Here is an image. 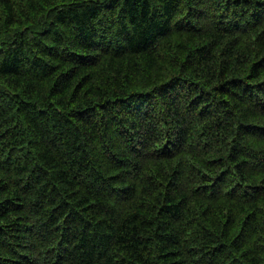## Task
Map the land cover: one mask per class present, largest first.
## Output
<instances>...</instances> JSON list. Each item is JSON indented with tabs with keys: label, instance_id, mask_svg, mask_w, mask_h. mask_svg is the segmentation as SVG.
Here are the masks:
<instances>
[{
	"label": "trees",
	"instance_id": "obj_1",
	"mask_svg": "<svg viewBox=\"0 0 264 264\" xmlns=\"http://www.w3.org/2000/svg\"><path fill=\"white\" fill-rule=\"evenodd\" d=\"M65 1L0 0V264H264V0Z\"/></svg>",
	"mask_w": 264,
	"mask_h": 264
},
{
	"label": "bare ground",
	"instance_id": "obj_2",
	"mask_svg": "<svg viewBox=\"0 0 264 264\" xmlns=\"http://www.w3.org/2000/svg\"><path fill=\"white\" fill-rule=\"evenodd\" d=\"M18 1V0H17ZM63 1H65V0H63ZM176 1V0H175ZM23 2V1H22ZM51 2V1H50ZM55 2V1H54ZM61 2V1H60ZM59 2V3H60ZM66 3H67V1H65ZM114 2V1H113ZM153 2V1H152ZM171 2H173V1H171ZM186 2V1H185ZM253 2V1H252ZM23 3H25V2H23ZM98 3V2H97ZM106 3V2H105ZM179 3V2H178ZM183 3V0H182V2H181V4ZM224 3V2H223ZM254 3V2H253ZM115 4V3H114ZM158 4V3H157ZM208 4V3H207ZM215 4H217V3H215ZM225 4V3H224ZM233 4V3H232ZM239 4V3H238ZM241 4V3H240ZM101 5V4H100ZM109 5V4H108ZM163 5V4H162ZM193 5V4H192ZM49 6H52V5H49ZM179 6H181V5H179ZM186 6V5H185ZM219 6V5H218ZM231 6V5H230ZM122 7V6H121ZM157 7V6H156ZM221 7V6H220ZM223 7V6H222ZM225 7H227V6H225ZM239 7V6H238ZM47 8H48V6H47ZM63 8H65V7H63ZM146 8V7H145ZM177 8V7H176ZM50 9V8H49ZM153 9V8H152ZM194 9V8H193ZM227 9V8H226ZM7 10V9H6ZM56 10V9H55ZM54 10V11H55ZM58 10V9H57ZM106 10V9H105ZM177 10V9H176ZM191 10V9H190ZM223 10H225V8L223 9ZM53 11V10H52ZM66 11V10H65ZM102 11H103V8H102ZM147 11H149V10H147ZM186 11V10H185ZM203 11V10H202ZM241 11V10H240ZM151 12V11H150ZM169 12V11H168ZM191 12V11H190ZM229 12V11H228ZM50 13V12H49ZM102 13V12H101ZM109 13V12H108ZM138 13V12H137ZM167 13V12H166ZM175 13H176V11H175ZM180 13H182L181 11H180ZM234 13V12H233ZM100 14V13H99ZM103 14V13H102ZM116 14H117V12H116ZM140 14V13H139ZM179 14V13H178ZM192 14V13H191ZM229 14V13H228ZM45 16H42V18L43 17H46V14H44ZM123 15V14H122ZM138 15V14H137ZM150 15H151V13H150ZM153 15V14H152ZM160 15V14H159ZM180 15V14H179ZM182 15V14H181ZM188 15V14H187ZM161 16H163V15H161ZM164 16H166V15H164ZM170 16V15H169ZM192 16V15H191ZM106 17V16H105ZM109 17V16H108ZM177 17V16H176ZM214 17V16H213ZM228 17V16H227ZM51 18V17H50ZM138 18V17H137ZM151 18V17H150ZM194 18V17H193ZM200 18V17H199ZM49 19V18H48ZM156 19H158V18H156ZM181 19H182V17H181ZM184 19V18H183ZM230 19V18H229ZM32 20V19H31ZM30 20V21H31ZM139 20V19H138ZM188 20V19H187ZM118 21V20H117ZM162 21V20H161ZM173 21V20H172ZM192 21V20H191ZM213 21V20H212ZM114 22V21H113ZM134 22V21H133ZM137 22V21H136ZM156 22V21H155ZM166 22V21H165ZM31 23V22H30ZM167 23V22H166ZM193 23V22H192ZM28 24V23H27ZM32 24V23H31ZM190 24V23H189ZM134 25V24H133ZM167 25V24H166ZM24 26V25H23ZM32 26V25H31ZM36 26V25H35ZM147 26V25H146ZM160 26V25H159ZM175 26V25H174ZM181 26V25H180ZM183 26V25H182ZM133 27V26H132ZM141 27V26H140ZM192 27V26H191ZM21 28V27H20ZM31 28V27H30ZM154 28V27H153ZM160 28V27H159ZM169 28V27H168ZM181 28V27H180ZM28 29V28H27ZM36 29H37V27H36ZM166 29V28H165ZM25 30V29H24ZM38 30V29H37ZM43 30V29H42ZM71 30V29H70ZM153 30V29H152ZM161 30V29H160ZM169 30H170V28H169ZM168 30V31H169ZM182 30V29H181ZM185 30V29H184ZM11 31H12V29H11ZM40 31V30H39ZM150 31V30H149ZM183 32V31H182ZM14 33V32H13ZM27 33V32H26ZM130 34V33H129ZM168 34V33H167ZM12 35H14V34H12ZM16 35V34H15ZM28 35V34H27ZM112 35V34H111ZM142 35V34H141ZM41 36V35H40ZM120 36V35H119ZM114 37V36H113ZM120 38V37H119ZM131 38V37H130ZM140 39V38H139ZM158 39V38H157ZM64 40V39H63ZM142 40V39H141ZM65 41V40H64ZM174 42H175V40H174ZM141 43V42H140ZM169 43H171L170 41H169ZM187 43V42H186ZM157 44V43H156ZM172 44L173 43H171V48H172ZM166 45V44H165ZM141 46V45H140ZM253 46H254V44H253ZM162 47V46H161ZM164 47V46H163ZM200 47H201V45H200ZM247 47H248V45H247ZM131 48V47H130ZM171 48H169V49H171ZM182 48V47H181ZM162 50L164 49V48H161ZM184 49V48H183ZM188 49V48H187ZM154 50V49H153ZM204 50V49H203ZM246 50V49H245ZM165 51V50H164ZM173 51H175V50H173ZM172 51V52H173ZM187 51V50H186ZM190 51V50H189ZM191 51H193L192 49H191ZM190 51V52H191ZM247 51V50H246ZM79 53V52H78ZM161 53H163V52H161ZM168 53V52H167ZM176 53V52H175ZM178 53V52H177ZM77 54V53H76ZM83 54V53H82ZM139 53H137V55H138ZM171 54V53H170ZM78 55V54H77ZM168 55V57H169V54H167ZM182 55V54H181ZM80 56V55H79ZM161 56V55H160ZM165 57V56H164ZM172 57V56H171ZM183 57V56H182ZM125 58V57H124ZM134 58V57H133ZM139 58V57H138ZM131 59V58H130ZM141 59V58H140ZM160 58H158V60H159ZM167 59V58H166ZM174 59V58H173ZM233 59V58H232ZM165 60V59H164ZM170 60V59H169ZM175 60V59H174ZM178 60H179V62H180V59L178 58ZM126 61V60H125ZM124 61H122L121 63H123ZM166 61H164L163 63H165ZM151 63V62H150ZM170 63V62H169ZM213 64V63H212ZM181 65V64H180ZM184 65V64H183ZM234 65V64H233ZM146 66V65H145ZM168 66V65H167ZM180 68H181V66H179ZM219 67V66H218ZM114 68V67H113ZM143 68V67H142ZM175 68V67H174ZM176 69V68H175ZM174 69V70H175ZM177 69L179 70V68L177 67ZM176 69V70H177ZM155 70V69H154ZM153 70V71H154ZM217 70V69H216ZM167 71H169V70H167ZM155 72V71H154ZM170 72V71H169ZM183 72V71H182ZM100 74H102V73H100ZM176 74V73H175ZM163 75V74H162ZM169 75V74H168ZM100 76H102V75H100ZM104 76V75H103ZM153 77H155V76H153ZM171 77V76H170ZM180 78V77H179ZM182 78V77H181ZM95 79V78H94ZM100 79H102V78H100ZM167 80H169V79H167ZM180 80V79H179ZM178 80V81H179ZM177 81V80H176ZM177 81V82H178ZM128 82V81H127ZM125 84V83H124ZM137 84V83H136ZM140 84V83H139ZM121 85V84H120ZM130 85V84H129ZM122 86H124V85H122ZM121 86V87H122ZM128 86V85H127ZM143 86V85H142ZM126 87V86H125ZM143 88V87H142ZM146 88V87H145ZM234 88V87H233ZM144 89V88H143ZM142 89V90H143ZM121 90V89H120ZM122 90H123V88H122ZM130 90V89H129ZM141 90V89H140ZM232 91V90H231ZM128 92V91H127ZM121 93V92H120ZM206 93V92H205ZM204 93V94H205ZM229 93H231V92H229ZM140 94V93H139ZM237 94V93H236ZM136 95H138V93L136 94ZM230 95V94H229ZM232 95H233V93H232ZM205 96V95H204ZM233 96H235V95H233ZM237 96V95H236ZM156 97V96H155ZM145 98V97H144ZM232 98V97H231ZM146 99H147V97H146ZM232 100V99H231ZM156 103H157V100H156ZM226 107V106H225ZM244 127V126H243ZM242 131V130H241ZM240 133V132H239ZM210 134V133H209ZM154 135V134H153ZM208 136V135H207ZM210 138V137H209ZM209 144V143H208ZM207 144V145H208ZM210 146V145H209ZM217 146V145H216ZM213 147V146H212ZM221 148V147H220ZM224 148V147H223ZM222 148V149H223ZM201 149V148H200ZM206 153V152H205ZM94 162V161H93ZM222 172V171H221ZM30 173V172H29ZM179 173H182V172H179ZM215 173H216V171H215ZM30 175V174H29ZM92 175V174H91ZM96 176V175H95ZM27 177V176H26ZM173 177V176H172ZM217 177V176H216ZM171 178V177H170ZM181 178V177H180ZM213 178V177H212ZM143 179V178H142ZM155 179V178H154ZM159 179V178H158ZM167 179V178H166ZM172 179V178H171ZM210 179H211V177H210ZM213 179H216V178H213ZM213 179H211V180H213ZM24 180V179H23ZM33 180V179H32ZM26 181V180H25ZM29 181V180H28ZM75 181V180H74ZM138 181V180H137ZM151 181H153V180H151ZM189 181V180H188ZM214 181V180H213ZM177 182V181H176ZM183 182V181H182ZM181 182V183H182ZM33 183H34V181H33ZM85 183V182H84ZM155 184V183H154ZM169 184V183H168ZM177 184V183H176ZM255 184V183H254ZM48 185V184H47ZM162 185H164V184H162ZM162 185H161V187H162ZM170 185V184H169ZM172 185V184H171ZM187 185H188V182H187ZM193 185V184H192ZM45 186V185H44ZM77 186V185H76ZM175 186V185H174ZM180 186V185H179ZM191 186V185H190ZM47 187V186H46ZM166 187V186H165ZM155 188V187H154ZM157 188H159V187H157ZM196 188V187H195ZM188 189V188H187ZM146 190V189H145ZM182 190V189H181ZM184 190H185V188H184ZM134 191V190H133ZM161 191H163V190H161ZM196 191V190H195ZM47 192V191H46ZM158 192V191H157ZM185 192H187V191H185ZM186 194V193H185ZM159 195V194H158ZM160 196V195H159ZM128 197V196H127ZM158 197V196H157ZM165 197V196H164ZM71 198V197H70ZM156 198V197H155ZM162 198V197H161ZM170 198V197H169ZM183 198V197H182ZM180 199V198H179ZM161 200V199H160ZM160 200H159V202H160ZM152 201V200H151ZM166 201V200H165ZM173 201V200H172ZM175 201V200H174ZM155 202V201H154ZM164 202V201H163ZM182 202V201H181ZM66 203V202H65ZM151 203V202H150ZM157 203V202H156ZM161 203V202H160ZM171 203V202H170ZM152 204V203H151ZM154 204V203H153ZM175 204V203H174ZM179 204V203H178ZM155 205V204H154ZM165 205V204H164ZM167 205H168V203H167ZM170 205V204H169ZM181 205V204H180ZM67 206H68V204H67ZM156 206V205H155ZM173 206V205H172ZM176 206V205H175ZM72 207V206H71ZM158 207H159V205H158ZM78 210V209H77ZM56 211V210H55ZM106 212V211H105ZM130 212V211H129ZM68 213V212H67ZM126 213V212H125ZM66 214V213H65ZM81 214V213H80ZM85 215V214H84ZM87 215V214H86ZM81 216H82V214H81ZM127 216V215H126ZM49 218V217H48ZM59 219V218H58ZM101 219V218H100ZM93 221V220H92ZM194 221H196V220H194ZM43 222V221H42ZM59 222V221H58ZM45 223V222H44ZM178 225V224H177ZM176 225V226H177ZM110 226V225H109ZM58 228V227H57ZM175 227H173V229H174ZM179 230V229H178ZM111 231V230H110ZM155 231V230H154ZM157 231V230H156ZM155 231V232H156ZM180 231V230H179ZM49 232V231H48ZM155 232H153V234H155ZM158 232V231H157ZM161 232V231H160ZM183 232V231H182ZM185 232V231H184ZM30 234H31V232H30ZM54 234V233H53ZM161 234V233H160ZM160 234H156V235H160ZM114 235V234H113ZM140 235V234H139ZM155 236V235H154ZM142 237H144V236H142ZM153 236H151V238H152ZM145 238V237H144ZM159 238V237H158ZM143 240V239H142ZM148 240V239H147ZM153 240H154V238H153ZM159 240V239H158ZM137 241V240H136ZM150 241V240H149ZM148 241V242H149ZM162 241V240H161ZM143 242V241H142ZM154 242H155V240H154ZM153 242V243H154ZM157 242V241H156ZM150 243V242H149ZM149 243H147V244H149ZM159 243V242H158ZM164 243H166V241L164 242ZM139 244H141V243H139ZM156 244V243H155ZM155 244H153L154 246H156ZM161 244V243H160ZM150 245V244H149ZM162 245V244H161ZM164 245H166V244H164ZM126 246H128V245H126ZM132 247H134V246H132ZM153 247V246H152ZM142 248V247H141ZM154 248V247H153ZM147 249V248H146ZM150 249V248H149ZM148 249V250H149ZM155 249H156V247H155ZM132 251H133V249H131ZM147 250V251H148ZM153 250V249H152ZM151 250V251H152ZM95 251V250H94ZM119 251V250H118ZM89 252V251H88ZM96 252V251H95ZM121 252V251H120ZM120 252H118V254H120ZM153 253H155V255H158V254H156V250L154 251H152ZM130 253V252H129ZM146 253V252H145ZM149 253V252H148ZM158 253V252H157ZM48 254V253H47ZM56 254V253H55ZM101 254V253H100ZM125 254V253H124ZM151 254V257H152V253H150ZM121 255V254H120ZM126 256H128V254L126 255ZM148 256V255H147ZM146 256V257H147ZM48 257H49V254H48ZM48 257L46 258V259H48ZM97 257V256H96ZM158 259H159V255L158 256H156ZM161 257V256H160ZM90 258V257H89ZM133 258V257H132ZM131 258V259H132ZM140 257H138V259H139ZM52 259V258H51ZM96 259V258H95ZM126 259H127V257H126ZM162 259H165V258H163L162 257ZM97 260V259H96ZM107 260V259H106ZM128 260H130V259H128ZM128 260L126 261V263L128 262ZM136 261H137V259H135ZM135 260H133V262H135L136 263V261ZM149 260H150V258H149ZM153 260H154V258H153ZM156 260V259H155ZM160 260V259H159ZM48 261V260H47ZM41 262V261H40ZM97 261H95V263H96ZM138 262V261H137ZM154 262H156L157 263V261H154ZM139 264L140 263H142V262H138ZM164 263H166L165 261H164ZM103 264V263H102ZM149 264V263H148ZM159 264V263H158Z\"/></svg>",
	"mask_w": 264,
	"mask_h": 264
}]
</instances>
